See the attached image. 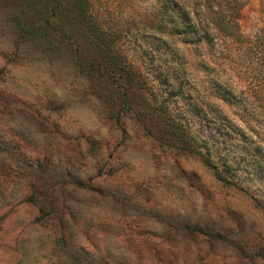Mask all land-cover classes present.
<instances>
[{"label": "rangeland", "instance_id": "rangeland-1", "mask_svg": "<svg viewBox=\"0 0 264 264\" xmlns=\"http://www.w3.org/2000/svg\"><path fill=\"white\" fill-rule=\"evenodd\" d=\"M177 1L200 21L230 2ZM161 12L156 0H0V264H264V93L249 90L238 46L187 43ZM241 15L253 34L264 0ZM222 86L244 91L259 124ZM208 153L220 172L237 164L230 184Z\"/></svg>", "mask_w": 264, "mask_h": 264}, {"label": "trees", "instance_id": "trees-1", "mask_svg": "<svg viewBox=\"0 0 264 264\" xmlns=\"http://www.w3.org/2000/svg\"><path fill=\"white\" fill-rule=\"evenodd\" d=\"M156 1L160 4L162 9L161 26L164 31L170 30L173 34L182 36L187 43L195 44L204 42L211 49L215 48L216 40L224 44L238 46L242 56L240 58L242 65H246L245 67L250 65L252 75L249 81V90H251L254 95L258 94L262 96L264 93V25L253 34L244 29L241 23V14L248 4V0H230V2H225V8L216 10H214L212 4H209L206 12L207 19L204 21H200L198 15H196L194 11L186 10L177 0ZM79 17L85 28L101 42L106 57L112 62H115L116 66H120V63L116 60V53L112 49L111 44L107 41L103 29L86 15L79 14ZM199 22H202L201 25ZM218 91L224 102L237 104L243 109L245 114L259 124V113L253 111L254 114H250L252 111H247L248 103L244 100V98H246L244 91L239 92V96L233 94L226 86L220 87ZM223 125L231 132L241 133L243 135L241 128L227 122L225 119H223ZM246 140L247 138L244 137L243 142L245 144H247ZM187 141L194 143L195 139L191 137V139L188 138ZM255 149H259V146L255 145ZM204 159L208 162L209 166L215 169V175L219 181L230 184L229 179L224 173H233L237 166L236 163L227 159L221 165L222 171L220 172L216 169L218 165L212 163L210 153L205 155ZM257 161L259 162L260 159H257ZM261 166L263 165L261 164ZM263 170L262 168L259 172Z\"/></svg>", "mask_w": 264, "mask_h": 264}]
</instances>
